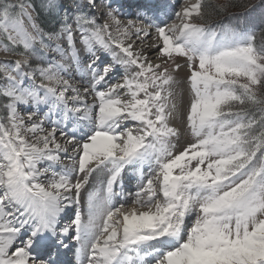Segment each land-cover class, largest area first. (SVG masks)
<instances>
[{
  "label": "snow or ice",
  "instance_id": "1",
  "mask_svg": "<svg viewBox=\"0 0 264 264\" xmlns=\"http://www.w3.org/2000/svg\"><path fill=\"white\" fill-rule=\"evenodd\" d=\"M125 3L0 0V264H264V0Z\"/></svg>",
  "mask_w": 264,
  "mask_h": 264
},
{
  "label": "trees",
  "instance_id": "2",
  "mask_svg": "<svg viewBox=\"0 0 264 264\" xmlns=\"http://www.w3.org/2000/svg\"><path fill=\"white\" fill-rule=\"evenodd\" d=\"M208 5L213 6V15L210 17L211 22H230L231 18L236 15L245 14L249 10V6L258 3V0H206ZM216 5H225L224 10H216ZM257 37V43L264 38V25L257 20L253 25Z\"/></svg>",
  "mask_w": 264,
  "mask_h": 264
},
{
  "label": "bare ground",
  "instance_id": "3",
  "mask_svg": "<svg viewBox=\"0 0 264 264\" xmlns=\"http://www.w3.org/2000/svg\"><path fill=\"white\" fill-rule=\"evenodd\" d=\"M101 1V0H100ZM128 2H129V0H127ZM140 2H143V0H140V1H132L131 3H132V5H134L135 7H136V5H137V3H140ZM154 2L155 3H158V4H164V3H167V2H169V0H154ZM171 2V1H170ZM174 2V1H173ZM173 2H171V3H173ZM189 2H191V0H183V3H189ZM180 4H181V0L179 1V2H176V4L175 5H177V7H179L180 6ZM97 10H99L98 12H97ZM105 9H104V6H103V2H99V7L95 10V12H97L98 14L99 13H101L102 11H104ZM123 11L126 13V14H128V18H130L131 16L129 15V14H134V18L136 19V11H137V8H136V10H132L131 9V7H129V9L127 10V11H125V9H123ZM130 16V17H129ZM130 19H133V18H130ZM134 19V20H135ZM138 22V21H137ZM176 22V21H175ZM141 40H143L144 41V43H143V45H140L139 44V42H137L138 43V46H140V47H144V48H147V45L148 44H150V43H152V40L151 39H147V38H144V37H141L140 38ZM149 58L150 59H152V60H155V56L154 55H151L150 54V56H149ZM0 61H3L2 59H0ZM179 71H181V70H179ZM185 70H182V72H184ZM180 73V72H179ZM184 73H186V71L184 72ZM181 74V73H180ZM185 102H186V98H185ZM67 162V161H66ZM126 182H128L127 180H126ZM134 182V181H133Z\"/></svg>",
  "mask_w": 264,
  "mask_h": 264
},
{
  "label": "rangeland",
  "instance_id": "4",
  "mask_svg": "<svg viewBox=\"0 0 264 264\" xmlns=\"http://www.w3.org/2000/svg\"><path fill=\"white\" fill-rule=\"evenodd\" d=\"M134 1H140V0H134ZM99 2H103V1H100V0H99ZM195 2H196V0H194V1L191 0V3H195ZM98 7H99V4H98ZM98 7H97V8H98ZM98 11H99V10H97V12H98ZM97 12H96V14H97V16H99L100 13L98 14ZM99 12H100V11H99ZM129 17H130V16H129ZM176 22H178V21H176ZM181 63H182V67H181V69H180L181 71H178V73H176L178 79H183V78L187 75V68L183 67V62H181ZM182 70H185L186 73H184L185 71L182 72ZM179 72H180L181 74H180Z\"/></svg>",
  "mask_w": 264,
  "mask_h": 264
}]
</instances>
